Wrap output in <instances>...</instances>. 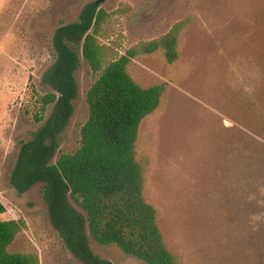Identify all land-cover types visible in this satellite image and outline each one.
I'll use <instances>...</instances> for the list:
<instances>
[{"label":"rangeland","instance_id":"rangeland-1","mask_svg":"<svg viewBox=\"0 0 264 264\" xmlns=\"http://www.w3.org/2000/svg\"><path fill=\"white\" fill-rule=\"evenodd\" d=\"M92 1L0 0V220H24L10 250L36 252L41 264L84 263L52 226L42 184L19 194L10 176L21 142L45 121L35 118L51 91L44 74L55 61L54 32ZM100 7L107 15L97 37L107 61L188 21L177 61L159 51L129 64L140 84H168L141 125L137 156L177 264H264V0H105ZM77 50L79 93L54 161L79 148L89 116L96 74ZM90 241L114 264H144Z\"/></svg>","mask_w":264,"mask_h":264},{"label":"trees","instance_id":"trees-1","mask_svg":"<svg viewBox=\"0 0 264 264\" xmlns=\"http://www.w3.org/2000/svg\"><path fill=\"white\" fill-rule=\"evenodd\" d=\"M106 15L92 1L84 6L79 20L61 23L55 30V61L44 74L51 91L41 97L35 118L45 121L30 140L21 142L10 182L19 194L42 184L52 226L84 264H114L93 251L90 236L144 264H177L160 227L158 210L146 198L145 165L137 156L141 125L161 106L168 84H140L129 64L139 55L159 51L169 63L177 61L188 21H179L165 35L142 41L107 61L106 46L97 37ZM80 47L96 74L87 91L89 116L81 128L79 148L54 161L79 93ZM49 105L52 111L44 119ZM4 211L0 202V212ZM24 225L22 219L0 220V264H41L36 252L10 250Z\"/></svg>","mask_w":264,"mask_h":264},{"label":"water","instance_id":"water-1","mask_svg":"<svg viewBox=\"0 0 264 264\" xmlns=\"http://www.w3.org/2000/svg\"><path fill=\"white\" fill-rule=\"evenodd\" d=\"M103 2H105V0H98V1H97L98 4H101V3H103Z\"/></svg>","mask_w":264,"mask_h":264}]
</instances>
